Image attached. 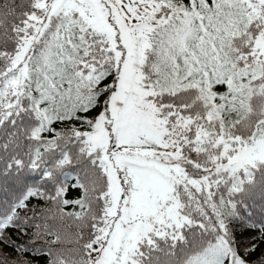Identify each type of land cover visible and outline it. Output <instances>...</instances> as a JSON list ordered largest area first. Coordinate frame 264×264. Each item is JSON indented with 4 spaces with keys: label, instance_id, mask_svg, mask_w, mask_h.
I'll use <instances>...</instances> for the list:
<instances>
[{
    "label": "snow or ice",
    "instance_id": "snow-or-ice-1",
    "mask_svg": "<svg viewBox=\"0 0 264 264\" xmlns=\"http://www.w3.org/2000/svg\"><path fill=\"white\" fill-rule=\"evenodd\" d=\"M0 264H264V0H0Z\"/></svg>",
    "mask_w": 264,
    "mask_h": 264
}]
</instances>
